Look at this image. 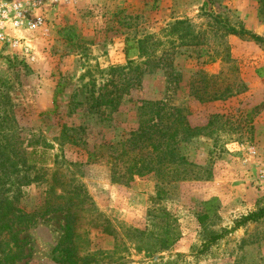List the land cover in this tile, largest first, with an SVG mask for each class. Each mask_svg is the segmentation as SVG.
Returning <instances> with one entry per match:
<instances>
[{
  "label": "rangeland",
  "instance_id": "obj_1",
  "mask_svg": "<svg viewBox=\"0 0 264 264\" xmlns=\"http://www.w3.org/2000/svg\"><path fill=\"white\" fill-rule=\"evenodd\" d=\"M8 1L31 4V17L44 20L8 25L17 45L0 44V127L28 152L36 178L15 192L30 215L16 228L17 264H62L59 208L77 195L80 252L96 254L92 264H264V219L238 226L264 208V46L226 35L208 16L264 39V0ZM140 41L147 52L133 60L155 56L161 68L128 64L127 45L138 50ZM143 101L180 109L198 129L180 137L187 180L173 178L175 168L124 177L109 147L138 128ZM93 151L110 159L88 162ZM167 224L179 240L148 256Z\"/></svg>",
  "mask_w": 264,
  "mask_h": 264
},
{
  "label": "trees",
  "instance_id": "obj_2",
  "mask_svg": "<svg viewBox=\"0 0 264 264\" xmlns=\"http://www.w3.org/2000/svg\"><path fill=\"white\" fill-rule=\"evenodd\" d=\"M208 16L220 25L226 35L240 38L249 37L264 46L262 37L251 33L244 27H236L227 19L213 12ZM186 24L185 21L177 22L172 30L175 31L177 26H185ZM188 31H191V27ZM138 44V50L131 43L127 45L125 54L128 64L132 68H139L142 64L145 66L153 65L152 69L161 68L162 59L154 58L155 56L147 58L146 61L141 62V65L133 60L136 56L139 59L142 58L147 52L145 41H140ZM116 97L109 101H104V99L99 101H103L104 104H113ZM139 110L140 122L138 128L130 132L129 137L122 141L121 145L109 147L120 153L117 158L124 168V177L129 176V179H132L135 176L143 177L152 173L160 178L161 176L167 177L171 175L170 171L175 168V171L177 169L178 171L172 177H176L175 179L178 180H187L188 175L184 167L187 162L180 153L179 143L183 137L197 136L198 129L192 127L184 119L180 109L169 106L164 102L143 101ZM7 131V128L0 127V136H2L0 139V264H17L23 259L24 252L23 246H20L21 241L16 228L22 225L30 215L17 206L19 195H16V193L19 194L22 186L29 184L36 178L31 180L29 170L32 167L26 166L24 158L28 152L14 148L9 139L11 133ZM72 144L79 145L77 140H73ZM106 157L110 159L107 152H88V162L96 163L97 161H103ZM13 174L18 175V177L13 178ZM19 175L22 176L19 178ZM10 192H13L15 196ZM83 199L86 198L83 197ZM78 200V195L77 197L72 196L68 199L64 208H59L60 212L65 213L64 234L59 243L60 263L62 264H92L96 261V254L82 255L80 252L81 237L76 231ZM214 201L216 200L213 199L204 204L209 213L212 211L211 208L214 207ZM262 219H264V208L240 219L238 226L259 222ZM138 233L144 235L143 232L138 231ZM7 235L9 238H7ZM158 236L155 243L157 248L146 250L148 256L169 251L180 238L176 228L169 224L163 228ZM220 238L221 236H214L212 240L215 241ZM139 250L141 251V249ZM160 261V264H178L177 261L164 262L162 257Z\"/></svg>",
  "mask_w": 264,
  "mask_h": 264
},
{
  "label": "built area",
  "instance_id": "obj_3",
  "mask_svg": "<svg viewBox=\"0 0 264 264\" xmlns=\"http://www.w3.org/2000/svg\"><path fill=\"white\" fill-rule=\"evenodd\" d=\"M63 1L70 3L72 0H54V2ZM41 4L42 0L36 1ZM31 4L24 5L21 2H13L8 0H0V44L17 45V41L12 42L6 35V28L11 25L13 28H27L37 29L43 25L42 17H31Z\"/></svg>",
  "mask_w": 264,
  "mask_h": 264
}]
</instances>
